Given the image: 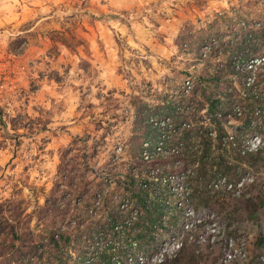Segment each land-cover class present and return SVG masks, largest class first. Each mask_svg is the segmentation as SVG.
Returning <instances> with one entry per match:
<instances>
[{"label":"rangeland","instance_id":"1","mask_svg":"<svg viewBox=\"0 0 264 264\" xmlns=\"http://www.w3.org/2000/svg\"><path fill=\"white\" fill-rule=\"evenodd\" d=\"M246 54L252 61L240 60ZM255 89L264 93V0H0V264H61L51 239L58 228L73 234L59 249L77 259L87 247L91 262L96 224L122 210L127 178L156 158L165 161L156 166L161 175L174 177L145 189L155 221L135 197L123 210L148 234L128 256L98 264H264V205L253 219L245 208L247 199H264V96L225 123L234 147L219 158L235 174L209 181L210 193L208 182L187 177L190 159L202 154L198 140H182L181 123L188 109L207 120V98L225 102L229 92ZM150 125L161 150L143 162ZM112 175L121 184H110ZM100 187L116 190L108 211ZM185 208L201 220L191 231ZM16 225L22 256L11 238ZM229 249L237 256L224 263Z\"/></svg>","mask_w":264,"mask_h":264},{"label":"trees","instance_id":"2","mask_svg":"<svg viewBox=\"0 0 264 264\" xmlns=\"http://www.w3.org/2000/svg\"><path fill=\"white\" fill-rule=\"evenodd\" d=\"M258 46H254V52L259 51ZM250 55L246 54L244 58H241L240 60L242 62H248L252 61V59H249ZM262 74L261 73H256L254 72V78H253V86H259L261 84V78ZM263 78V77H262ZM244 96L242 97L240 93L234 92H229L227 94V99L225 102H222L220 98H207L206 102L208 104V119L207 120H199V118H195L194 111L191 109L190 111H186V113L182 116L183 120H181V123L186 124L187 130L185 131L186 138H182V140H188L189 142L191 140H198L199 145H201V148H197L196 150L201 152V156H199V159H190L189 164L194 165V169H191L188 171L187 177L190 180V178H194L196 176V180L199 179L200 181H204L206 184L208 182L209 190L206 192H211L214 187L213 184H210L209 181H213L217 179L218 177H223V176H233L235 174L234 171V166L229 164V162H226L223 158H219V153L220 152H227L229 149H233L234 144L231 141L225 140V132H224V125L225 123L232 118V112L236 110V108L241 107L242 112L246 113L248 110H253L257 106H260L263 100L264 93L261 92L260 89L256 91H252V95L248 96L245 95L244 92L242 93ZM192 102V99L190 100ZM187 103V107L189 106ZM176 110V108H174ZM172 109L166 110L167 115H171V113L174 111ZM241 114V113H240ZM163 116H165L163 114ZM144 118V117H143ZM176 119H178V116H175ZM198 119V120H197ZM184 121V122H183ZM198 122V125H197ZM178 123V122H177ZM195 124V125H194ZM182 124H176L175 130L173 131H178V128ZM162 128V131H165L167 128L166 126H160ZM177 129V130H176ZM148 134L144 138L145 141H149L152 144L153 149L155 148V143H156V137L158 136V133L160 134V131L157 133V129L154 130L152 128V125L148 126ZM153 133V134H152ZM165 132L163 133V135ZM161 135V134H160ZM174 135H178L175 134ZM214 135V136H213ZM175 136V137H176ZM168 137V135H167ZM153 140V141H152ZM172 144H180V142H174L172 141ZM170 146V145H169ZM177 146V147H178ZM191 146H189L190 148ZM194 150L193 153V158H196L197 151ZM218 155H217V154ZM140 155V154H139ZM177 155H180V153H177ZM215 158H218V160H221V163L215 162ZM130 163H133L135 166L139 165V162L135 158H130ZM136 162V163H135ZM155 165L152 166V168L148 169H143L140 173L141 176L137 179L133 177H128L127 180L129 182V185L127 187V192L130 194L129 196L125 195L123 196V200L126 202L127 207L130 203H132L133 198H136V203L139 204L140 209L143 210V212L149 217L150 222H154L155 219L150 213V210L147 209L148 202L146 201L145 195H146V190L148 191L151 190L152 188L155 187L157 184L154 178L149 177V173L151 170L156 169V166H160L161 164L165 163L164 159L162 158H156L154 160ZM216 165L215 170L213 171V167ZM183 168V166H182ZM186 168V167H184ZM180 170L179 164L173 169L174 172H177ZM219 175V176H218ZM113 176V175H112ZM145 176V178L143 177ZM115 176L110 177L108 181L110 184L112 183H119L121 184V180L114 179ZM209 179V180H208ZM231 181V180H228ZM227 181V182H228ZM199 182V181H198ZM200 183V182H199ZM230 183V182H228ZM227 183V184H228ZM98 191L95 192L97 197H101L104 206L101 207L103 211H108L109 210V199L111 195L116 192L111 191V193L108 191L107 194L104 193V190L100 188L97 189ZM214 191V190H213ZM109 193V194H108ZM217 194H220V192H214L212 197H216ZM135 202H133L134 204ZM132 204V205H133ZM264 205V199L260 196H256L255 198H250L247 199L245 202V208L247 211V215L249 219H253L256 217L258 210L260 207ZM99 208V209H101ZM98 205L95 206V212L98 210ZM141 211V210H140ZM66 214V213H65ZM85 217V216H84ZM74 218L78 221L83 220L82 214H77L74 213ZM130 219V218H129ZM123 213L122 210H115L114 208H111V210L108 212V220L107 223H97V229L93 234H90V238L94 240H98L96 243V246L94 247V253L95 257L94 259L90 262L88 259V254H89V249L86 247L85 249H82L79 252L78 258L74 259L72 256L69 255V252L64 251L59 249L61 245L64 247L67 243H69L72 240V232H67L61 229H56L52 234H51V239L52 242L57 249V253L59 254L56 256V258L61 262V264H98L97 261L95 260L97 257L101 259L102 261L109 262L112 258L118 256V257H126L129 254V249L131 245H134L137 243L139 240H143L146 237V234H148V230H146L145 235L136 232L137 228L139 226H142L141 224L137 222H132L130 221ZM155 225V224H154ZM153 226V224H152ZM18 225H16V228L13 226V234L11 238L19 242V246L15 250V255L16 256H22L23 250H21V245L23 243L22 236L18 234ZM20 230V229H19ZM78 237V236H77ZM89 237V235H88ZM21 246V247H20ZM102 246V247H101ZM97 258V259H98ZM17 260V258H15ZM179 259L177 260H172L173 262H178ZM169 262V261H167ZM14 264V262H13Z\"/></svg>","mask_w":264,"mask_h":264},{"label":"built area","instance_id":"3","mask_svg":"<svg viewBox=\"0 0 264 264\" xmlns=\"http://www.w3.org/2000/svg\"><path fill=\"white\" fill-rule=\"evenodd\" d=\"M188 84V83H187ZM155 123V122H154ZM165 124L162 122L161 123V126H164ZM156 149H153L152 147V144L151 142L149 141H144L143 144H142V150H141V154H140V158L142 159L143 162H149L152 158H153V155L154 154H159L160 150H161V147L160 146H155ZM244 153V152H242ZM149 177L150 178H154V180L157 182L161 181L164 183L167 182L168 179H171L172 177H174L173 175H168L167 178H164V176L161 175V170H159L158 168L154 169V170H151L150 173H149ZM159 178V179H158ZM162 178V179H161ZM231 185V184H229ZM215 187H217L218 185L217 184H214ZM231 188V187H230ZM176 190H172V194L173 196L176 194L175 193ZM99 198V197H98ZM98 203V200L97 202ZM179 205H181L180 201H179ZM127 207V204L126 202H124L122 204V211L124 209H126ZM182 214L184 216L187 217L188 221L185 223V229L188 230V231H191L193 227L196 226V224L200 223V219L197 218L195 219V214L194 212L190 209V208H185L183 211H182ZM212 230V233L215 232L214 229H211ZM230 247H232V245L230 244ZM235 256H237L235 250H231L229 249L226 254H225V257L223 259V262H227V261H230L232 260Z\"/></svg>","mask_w":264,"mask_h":264}]
</instances>
